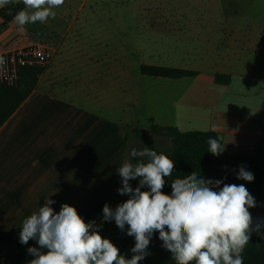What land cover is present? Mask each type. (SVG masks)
Masks as SVG:
<instances>
[{
    "label": "crops",
    "instance_id": "crops-1",
    "mask_svg": "<svg viewBox=\"0 0 264 264\" xmlns=\"http://www.w3.org/2000/svg\"><path fill=\"white\" fill-rule=\"evenodd\" d=\"M237 1L223 11L241 21L260 15L258 6H264L256 0ZM82 5L65 0L48 23L26 25L21 33L10 22L0 32V53L41 41L57 47L35 89L0 128V264H28L34 258L27 250L38 248L37 241L22 244L19 233L23 220L44 206L45 198L55 202L50 206L56 212L64 203L74 206L95 226L104 220L106 203L117 206L122 180L117 169L126 161L128 143L124 124L75 103L94 93V55L84 54L79 41ZM223 28V36L209 42L228 49L218 67L181 69L195 74L181 79L148 77L153 83L143 93L147 126L213 132L228 155L248 154L250 148L254 153L248 155H255L264 146V25L243 31L233 22ZM208 32L216 37L220 30L209 27ZM216 76L229 78L228 83L217 84ZM240 167L233 163L198 177L244 184L255 200L249 209L252 227L261 225L251 236L264 239V179L255 173L252 182L237 179ZM127 243L121 255L131 259L135 238L128 235ZM162 245L154 232L139 264H175Z\"/></svg>",
    "mask_w": 264,
    "mask_h": 264
},
{
    "label": "clouds",
    "instance_id": "clouds-1",
    "mask_svg": "<svg viewBox=\"0 0 264 264\" xmlns=\"http://www.w3.org/2000/svg\"><path fill=\"white\" fill-rule=\"evenodd\" d=\"M65 0H0V8L22 3L12 23L21 33L26 25L46 23L55 18L53 9ZM6 64L0 56V66ZM208 151L219 156L224 151L217 139L209 138ZM136 159L126 160L117 169L122 178L120 195L129 199L112 209L103 206L105 221H115L116 226L135 238L131 259H126L110 239L102 237L95 222H86L74 206L61 205L56 212L55 203L45 198L44 206L25 218L19 239L22 244L37 241L39 247L28 248L34 256L28 264H139L147 255L154 232L159 233L163 247L170 251L175 264H244L242 253L248 245L253 230L249 211L255 200L244 184H227L222 180H206L196 172L184 178H175L171 194L162 189L170 177L175 163L168 155L144 147L130 153ZM139 178L135 189L130 180ZM237 179L248 182L254 175L240 167ZM221 184L223 186L221 187ZM147 186L149 190L142 191ZM215 189L217 190H214Z\"/></svg>",
    "mask_w": 264,
    "mask_h": 264
},
{
    "label": "rangeland",
    "instance_id": "rangeland-1",
    "mask_svg": "<svg viewBox=\"0 0 264 264\" xmlns=\"http://www.w3.org/2000/svg\"><path fill=\"white\" fill-rule=\"evenodd\" d=\"M68 2L83 3V11L78 20L81 26L79 41L84 54L94 55L95 71L94 93L87 97L79 96L74 102L100 117L123 123V128L128 127L126 160L131 161L135 159L130 155L132 149H144L134 138L131 129L140 130L160 150L170 147L169 140L153 136L147 126L143 93L152 86L153 79L144 77L140 68L146 66L200 71L210 66L218 67L228 49L222 48L221 44L210 46L209 42L223 36V27L234 22L244 31L264 25V6H258L260 15L255 13L244 21L240 20L242 17L224 14L223 7L227 3H237V0ZM91 10L94 12L91 13ZM216 12L221 13L220 16ZM60 27L63 30V26ZM209 27L220 30L216 37L215 33L210 37ZM48 43L52 44L49 41H41L39 44ZM68 100L71 102L73 98ZM131 182L135 183L137 179ZM121 187L122 180L119 189ZM128 197L127 194L119 195L117 205Z\"/></svg>",
    "mask_w": 264,
    "mask_h": 264
},
{
    "label": "trees",
    "instance_id": "trees-1",
    "mask_svg": "<svg viewBox=\"0 0 264 264\" xmlns=\"http://www.w3.org/2000/svg\"><path fill=\"white\" fill-rule=\"evenodd\" d=\"M23 9L24 5L22 3L9 4L0 8V32L13 21L15 14ZM42 73L43 68H24L20 70L18 81L14 86L9 87L0 84V128L32 93ZM140 73L150 78L164 79H181L195 75L193 72L178 69L146 66L140 68ZM228 80L229 78L223 76L215 77L217 84H227ZM149 131L155 137L169 140L170 147L160 150L151 144L140 130L131 129L134 138L141 145L155 150L158 154L162 152L173 159L175 169L170 177L165 178L166 184L162 189L165 194L171 190V183L175 178H184L192 172L199 175L204 171L233 163L243 166L249 172L258 174L264 179V151H259L255 155L238 154L230 156L224 149L222 154L214 156L208 151V139H217L221 144L222 142L213 132H180L172 127L160 128L155 126H151ZM124 133L125 139L128 141V127L124 128ZM132 162L135 163L136 159H132ZM130 185L135 189L139 186V179L137 178V182H131ZM141 190L147 191L149 189L145 186ZM119 195V192L116 193V198ZM110 207L115 209L116 202L114 201ZM127 227L126 225L124 230L119 229L114 220H103L96 226L102 237L110 239L118 247L120 254L128 249ZM242 255L244 264H264V239L251 236Z\"/></svg>",
    "mask_w": 264,
    "mask_h": 264
},
{
    "label": "built area",
    "instance_id": "built-area-1",
    "mask_svg": "<svg viewBox=\"0 0 264 264\" xmlns=\"http://www.w3.org/2000/svg\"><path fill=\"white\" fill-rule=\"evenodd\" d=\"M57 54V47L50 44H33L0 53L6 64L0 66V84L12 87L16 84L19 72L24 68H43L50 65ZM254 153V148L248 154Z\"/></svg>",
    "mask_w": 264,
    "mask_h": 264
},
{
    "label": "water",
    "instance_id": "water-1",
    "mask_svg": "<svg viewBox=\"0 0 264 264\" xmlns=\"http://www.w3.org/2000/svg\"><path fill=\"white\" fill-rule=\"evenodd\" d=\"M260 149H261L262 151H264V146H261Z\"/></svg>",
    "mask_w": 264,
    "mask_h": 264
}]
</instances>
